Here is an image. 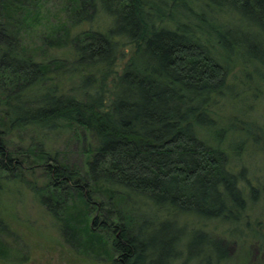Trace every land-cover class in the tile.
Segmentation results:
<instances>
[{
  "label": "trees",
  "instance_id": "obj_1",
  "mask_svg": "<svg viewBox=\"0 0 264 264\" xmlns=\"http://www.w3.org/2000/svg\"><path fill=\"white\" fill-rule=\"evenodd\" d=\"M61 5L74 21L55 15L54 37L39 28L41 0H0V169L40 166L38 202L62 240L108 264L186 262L180 236L193 223L206 236L210 219L239 224L223 231L249 236L264 261V208H251L264 205V173L243 164L264 168V119L220 115L231 99L264 102V0ZM28 32L63 55L36 59ZM10 130L36 151L7 148ZM68 132L80 167L44 149Z\"/></svg>",
  "mask_w": 264,
  "mask_h": 264
},
{
  "label": "rangeland",
  "instance_id": "obj_2",
  "mask_svg": "<svg viewBox=\"0 0 264 264\" xmlns=\"http://www.w3.org/2000/svg\"><path fill=\"white\" fill-rule=\"evenodd\" d=\"M63 0H41V11L44 14L41 30H50V23L54 22L58 13L63 16L66 25L74 21V17L61 12ZM48 20V21H47ZM38 28V27H37ZM52 36L62 35L61 31L51 32ZM26 45L32 49L36 59H46L48 56H62L61 45L51 43L40 44L39 37L34 33H27ZM66 43H64V46ZM248 100L237 98L227 101L221 107L220 115H237L240 118L253 117L255 114L264 119V102L253 107L248 106ZM236 117V116H235ZM5 137L11 146L26 147L36 151L31 135L26 131L10 130ZM22 145V146H20ZM82 140L72 132L49 136L45 140L44 149L56 154V158L78 167L82 164ZM13 156V155H12ZM244 167L250 176L264 173L262 159L249 157L243 160ZM40 166L24 170L21 178L10 177L0 169V264H108L101 256L85 251L79 252L76 248L62 240L55 224L47 214L44 207L38 202L36 189L44 182ZM139 204V198H137ZM142 208V204L140 206ZM252 210L263 209L262 202L251 204ZM190 222V220H187ZM211 225L202 226V230L193 225V229L185 228L184 235L180 236V243L187 241L185 253L191 256L186 262L177 259L170 264H264L255 241L249 236L238 239L233 234L223 231L224 228L239 226L233 221L210 219ZM199 225V224H197ZM215 225V226H213ZM165 229V228H164ZM161 236H163L161 234ZM210 239H214L210 241ZM182 248V246H181ZM217 256L222 259H218ZM218 259V261H216ZM220 260V261H219Z\"/></svg>",
  "mask_w": 264,
  "mask_h": 264
}]
</instances>
